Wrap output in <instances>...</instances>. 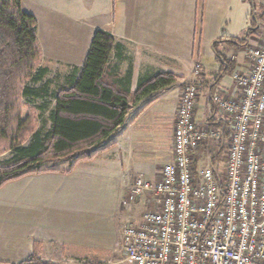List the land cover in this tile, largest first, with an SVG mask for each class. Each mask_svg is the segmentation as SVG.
Segmentation results:
<instances>
[{
  "label": "crops",
  "instance_id": "obj_1",
  "mask_svg": "<svg viewBox=\"0 0 264 264\" xmlns=\"http://www.w3.org/2000/svg\"><path fill=\"white\" fill-rule=\"evenodd\" d=\"M250 2L252 3L250 12L252 15L255 12V17L252 18V27L246 29V34L241 32L239 35L237 33L235 35L241 41L238 45L241 51L245 44L260 43L264 37V0H250ZM198 3L199 0H21V7L23 11L33 14L37 19V38L42 52L41 66L49 68L48 77L61 82L65 80L66 76L76 78L83 68L95 32L98 29H105L113 34L119 44H122V48L114 47L112 49L110 62L116 68L120 78L128 84L132 91H135L141 79L151 77L159 72H173L169 70V55L180 57L179 53L169 51V8L173 9L174 17H182L183 14L189 17L197 8ZM247 14L245 15L247 16ZM186 25L191 24L187 23ZM72 27L75 28V33H71ZM232 34H235L234 31ZM72 35L75 39L83 37L82 40L88 42L83 50L78 51L74 45L68 48L61 45L59 40L62 37L72 38ZM201 53L202 50L199 51V54ZM234 57L235 55L232 58L236 60L231 69L232 77L236 69L244 68L243 66L246 64L245 60L242 63V59ZM46 59H50L49 62L43 63ZM60 62H65V67L59 68ZM52 64H55V67ZM202 69L203 74L200 77L202 78L200 79L202 88L206 93L214 95V88L217 89L222 85L220 78L223 75L216 76L215 82H210L207 85L206 81L212 79L213 75L208 77L203 65ZM52 74L55 75L52 76ZM185 79H182L181 82H184ZM213 84L214 86H212ZM222 88L224 92L233 97L239 94L234 80L231 87L222 85ZM167 89L169 86L153 92L141 101L131 100L124 122L114 133L102 140L99 145L94 146V151L97 152L94 158L83 159L75 164L71 163L68 168L48 170L15 180L27 179L46 182L41 191L47 194L46 200L44 199V203L41 205L43 216L40 219L29 217L23 220L28 237L32 241V247L29 248L25 258L36 251L42 259L57 264H96L106 261L108 264L110 262L108 256L103 253V243L99 242L95 236L97 235L95 233H100V230L89 226L91 218L94 220L93 208L88 211L87 208L81 207V210L75 211L72 204L62 201L61 194L72 192L75 194L74 188L78 187L79 193L85 196L87 188L90 189L89 183L92 184L95 179H114L117 185L115 196L119 198L118 209L132 211V220L139 219L143 212L152 206L149 203L152 195L147 192L145 194L147 202L130 205L127 200L133 189L134 177L137 174H143L147 179L157 180L160 178L163 164L155 165L151 160L150 153L142 148V144L145 145L147 138L144 139L137 128H135L133 136H127V129L137 125L142 113H139L130 124L127 123V118L147 99L149 102H146L148 105H145V109H150L161 99L160 92H165ZM210 108L212 114L205 122L200 118L198 121L206 123L215 116L214 104ZM204 110L207 111V107ZM173 116L172 120L174 121L175 114ZM172 132L170 147L169 135L164 139H156L154 147L159 148V151L170 150L173 153V129ZM229 132L230 128L228 127L225 135L228 136ZM129 133L131 135L132 131ZM114 147H117L118 155L112 151ZM145 147L148 146L145 145ZM218 149V146L212 141L203 145L196 154V168L200 170L210 166L220 169L215 164V154L218 153ZM104 155L108 158L93 164L96 159ZM167 162L169 160L165 163ZM69 169L70 171H68ZM64 184L68 186L65 187V190H63ZM55 199L60 200L61 205L55 202ZM72 218L81 222L80 225L74 224L70 220ZM19 261H0V264L3 262L13 264Z\"/></svg>",
  "mask_w": 264,
  "mask_h": 264
},
{
  "label": "built area",
  "instance_id": "obj_2",
  "mask_svg": "<svg viewBox=\"0 0 264 264\" xmlns=\"http://www.w3.org/2000/svg\"><path fill=\"white\" fill-rule=\"evenodd\" d=\"M246 45L248 63L233 72L238 96L218 92L215 122L199 124L196 63L176 110L172 160L157 180L134 177L127 202L150 192L152 206L124 229L131 264H264V37ZM216 140L227 150L223 167L198 170L199 148Z\"/></svg>",
  "mask_w": 264,
  "mask_h": 264
},
{
  "label": "trees",
  "instance_id": "obj_3",
  "mask_svg": "<svg viewBox=\"0 0 264 264\" xmlns=\"http://www.w3.org/2000/svg\"><path fill=\"white\" fill-rule=\"evenodd\" d=\"M37 26L36 17L22 10L21 0H0V156L9 152L0 157V187L56 170L57 162L92 159L97 155L94 146L124 122L131 100L140 101L177 78L159 72L141 79L132 91L110 62L112 49L122 44L98 29L79 75L55 80L48 77L49 68L41 66ZM228 64L232 69L233 63ZM208 100L214 102L213 96ZM23 108L28 109L24 118ZM210 119L214 123L216 117ZM212 142L218 153L225 149L221 140ZM13 264L57 263L34 251Z\"/></svg>",
  "mask_w": 264,
  "mask_h": 264
},
{
  "label": "rangeland",
  "instance_id": "obj_4",
  "mask_svg": "<svg viewBox=\"0 0 264 264\" xmlns=\"http://www.w3.org/2000/svg\"><path fill=\"white\" fill-rule=\"evenodd\" d=\"M250 8L252 9L250 0H199L197 8L189 17H186L184 14L182 17H174L173 9L169 8V51L179 53L180 56L171 57L169 55V70L173 71L171 73L177 75V78L169 86V89L165 92H160L159 96H161V99H158L159 101L150 109H145V105H148L146 102L149 101L148 99H144L146 101H143L139 109L131 112L127 118V123L130 124L139 113H142L137 125H133L132 130L130 127L129 130L127 129V136H133L135 128H137L142 137L144 139L147 138L145 145L148 147H145L143 143L142 148L147 153H150L151 160L155 165H164L166 161H171L173 156L170 150L159 151V148L154 147V142L156 139H164L165 136L169 135L170 147L175 121V118L174 121L172 120L173 114L176 116L179 97L186 83L193 78L194 65L201 63L207 76L213 75V78L210 79L212 81H206L207 85L210 82H215L216 76L222 74L223 76L220 78L222 85L231 87L233 77L228 63L235 62L236 59L232 58L233 55L238 57V59H242V63L244 60L246 64L248 63L245 53L247 45L245 44L241 51L238 46L239 39L235 35L236 33L239 35L241 32L246 34V29L252 27V18L255 17V12L252 15ZM246 13H248L247 16L245 15ZM187 23L191 25L188 26L186 25ZM84 31L86 30L84 29ZM233 31L235 34H232ZM71 33H75V28L72 27ZM82 38L75 39L72 35V38L62 37L59 42L62 46H67L66 48L74 45L78 51H81L88 43L82 40ZM232 41L236 42L233 43ZM231 43L233 44L231 45ZM251 43L253 45L259 44L256 42ZM201 50L202 53L199 54ZM234 52L236 53L233 54ZM49 60L46 59L43 63H47ZM54 65L52 64L53 67H55ZM65 65V62H60L59 68L65 67ZM191 65L192 69L190 72ZM54 75L52 74V76ZM184 78H186L185 81L181 82ZM207 85L206 87H208ZM222 85L217 89L214 88V95L218 92L226 93L223 91ZM220 87L221 91H219ZM200 89L197 119L200 118V120L205 122L208 116L212 114L210 107L214 104L208 99L214 95L209 92L206 93L205 89L202 88L201 80ZM226 94L228 95V93ZM206 107L207 111L204 110ZM22 112L24 118L28 113V109L23 108ZM203 121L198 122L199 124H203ZM131 131L132 134L130 135L129 132ZM116 150H118L117 147L112 149V151H115V155H118ZM226 151L224 149L216 155L215 164L217 168L221 169L223 167L221 161L224 160ZM8 153L6 152L0 157L8 156ZM106 158L108 157L104 155L96 159L93 164H97L100 160H105ZM70 164L68 161L57 162L55 163V167L61 169L68 168ZM45 184L46 182L24 179L19 181L14 180L0 187V261H19L25 258L29 248L32 247V241L28 237L27 228L24 226L23 220L29 217L40 219L43 216L41 205L44 203V199L46 200L47 194L41 191ZM65 187H68L67 184L63 185V190H65ZM116 187L114 179H95L92 184L89 183L90 189L87 188L85 196L79 193L78 187H76L74 188L75 194L73 192L61 194V199L63 202L67 201L72 204L75 211H79L81 207H85L87 210L93 208L94 220L91 218L89 226L100 230V233H95L97 234L95 236L99 242L103 243V253L108 256V260L110 259L108 264H131L126 260L124 254L123 234L125 227L132 221V211L118 209L119 198L115 196ZM55 202L61 205L60 200L55 199ZM88 211L82 212L87 213ZM70 220L77 225L81 223L75 218ZM106 262H98L96 264H106ZM1 264L6 263L3 262Z\"/></svg>",
  "mask_w": 264,
  "mask_h": 264
}]
</instances>
